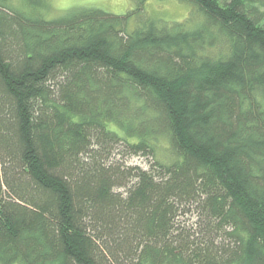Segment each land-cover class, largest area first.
I'll list each match as a JSON object with an SVG mask.
<instances>
[{"label":"trees","instance_id":"1","mask_svg":"<svg viewBox=\"0 0 264 264\" xmlns=\"http://www.w3.org/2000/svg\"><path fill=\"white\" fill-rule=\"evenodd\" d=\"M180 1L0 0V264H264V0Z\"/></svg>","mask_w":264,"mask_h":264},{"label":"rangeland","instance_id":"2","mask_svg":"<svg viewBox=\"0 0 264 264\" xmlns=\"http://www.w3.org/2000/svg\"><path fill=\"white\" fill-rule=\"evenodd\" d=\"M47 4L46 10L40 11L46 16H55L68 9L92 6L115 14H123L127 11L132 12L127 20V28H134L139 25L142 18H149L159 21L183 20L186 16L192 17V23L201 22L197 10L192 4L180 0H44ZM141 10L136 11L137 7ZM139 15V16H138ZM158 157L168 161L170 159L169 152L164 147L158 148ZM115 158L120 160L124 166H140L149 168L154 162L151 156L142 154H125L121 155L115 152ZM19 264V263H14Z\"/></svg>","mask_w":264,"mask_h":264}]
</instances>
